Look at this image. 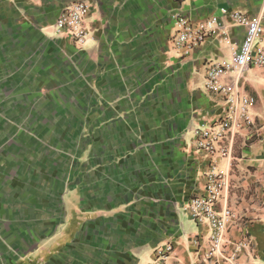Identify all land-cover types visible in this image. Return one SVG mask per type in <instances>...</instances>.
<instances>
[{
  "label": "crops",
  "instance_id": "0c3cea01",
  "mask_svg": "<svg viewBox=\"0 0 264 264\" xmlns=\"http://www.w3.org/2000/svg\"><path fill=\"white\" fill-rule=\"evenodd\" d=\"M74 2L90 6L82 48L52 31ZM222 8L259 18L264 47V0H0V264H147L166 242L165 264H207L209 224L186 204L211 170L225 177V253L264 264V65L229 75L230 93L206 89L207 63L229 59L244 33ZM178 15L216 16L218 33L177 46ZM31 85L46 93L38 120L77 125L81 142L64 166L54 148L52 195L46 138L39 147L30 133ZM240 95L252 123L222 143L226 156L198 150L192 129Z\"/></svg>",
  "mask_w": 264,
  "mask_h": 264
},
{
  "label": "built area",
  "instance_id": "2783aa9c",
  "mask_svg": "<svg viewBox=\"0 0 264 264\" xmlns=\"http://www.w3.org/2000/svg\"><path fill=\"white\" fill-rule=\"evenodd\" d=\"M89 9L90 6L86 2L69 3L63 7L52 26L54 35L65 36L77 48H82L89 33L87 21ZM221 12L228 14L234 24L243 27L244 33L229 59L211 60L207 63L204 86L213 92L230 93L226 81L229 75L239 79L246 68L264 65V47L257 44L263 24L259 18L241 10L222 8ZM176 21L178 29L173 36V42L187 50L198 46L208 36L218 33L220 27L216 16H210L195 24L189 16L178 15ZM228 103L227 108L215 119L203 122L192 129L193 142L198 150L226 156L228 151L222 143L231 139L236 130L252 123L250 100L247 95L229 97ZM224 187V175L211 170L206 175L204 191L192 196L186 204L195 221L205 219L209 224V249L204 257L207 264H237L235 253L229 255L225 253L226 220L225 216L216 211ZM261 207L264 211V200ZM172 251V242L158 245L147 264H165Z\"/></svg>",
  "mask_w": 264,
  "mask_h": 264
},
{
  "label": "rangeland",
  "instance_id": "374dc122",
  "mask_svg": "<svg viewBox=\"0 0 264 264\" xmlns=\"http://www.w3.org/2000/svg\"><path fill=\"white\" fill-rule=\"evenodd\" d=\"M30 101L31 103H33L32 105L34 106L35 109L31 108L30 111V133H31V137H33L35 139V141H39V147H42V141H44L43 137L46 138L45 141V148H46V175H47V185H52L49 189H46V194L52 195L54 194V189H53V183L51 181V177L48 178L49 175H53V165H51V163H53L54 160H56V162L58 163V159L59 156L56 152V150L54 148H56V146H58L60 143H62V149L64 152H66L68 155H62L61 156V163L62 166H64V164L66 162L69 163V150L71 148H76V147H80L81 146V142L79 139L76 138V135L73 131L72 128H76L77 125L71 124H62L60 122H55L56 124H52V123H45L44 119H42L41 121L38 120V114L42 111L43 109V105H44V98L43 95L46 93H42L39 90H37L35 88V86L31 85V89H30ZM43 94V95H42ZM69 97V93L67 92H63L62 93V99H66ZM54 127H55V131H54ZM53 129V131H51ZM61 133L62 137H60ZM62 138H64L63 140H61ZM32 142L33 139H32ZM35 159V157L33 158V160ZM37 162V158L36 160L33 162L35 163ZM37 164V163H36ZM37 167H35L34 170H31V196H34L37 194L38 191V180H37ZM41 168L40 167V172H41ZM41 174V173H40ZM36 176V177H35ZM39 191L41 192V189H39ZM61 194V193H60Z\"/></svg>",
  "mask_w": 264,
  "mask_h": 264
}]
</instances>
